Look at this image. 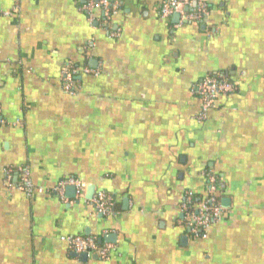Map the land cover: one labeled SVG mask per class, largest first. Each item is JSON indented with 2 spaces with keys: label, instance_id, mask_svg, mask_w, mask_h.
<instances>
[{
  "label": "crops",
  "instance_id": "0c3cea01",
  "mask_svg": "<svg viewBox=\"0 0 264 264\" xmlns=\"http://www.w3.org/2000/svg\"><path fill=\"white\" fill-rule=\"evenodd\" d=\"M110 1L114 17H89L87 0H0V264H264V0H207L180 28L165 0ZM206 76L236 90L197 122ZM208 171L223 217L194 237L180 204L204 197ZM69 177L83 198L56 193ZM75 236L113 245L110 260L80 258L61 240Z\"/></svg>",
  "mask_w": 264,
  "mask_h": 264
},
{
  "label": "built area",
  "instance_id": "2783aa9c",
  "mask_svg": "<svg viewBox=\"0 0 264 264\" xmlns=\"http://www.w3.org/2000/svg\"><path fill=\"white\" fill-rule=\"evenodd\" d=\"M94 10H101L106 17H114L119 10V6L117 2L110 0H87L84 11L87 12L89 17H92ZM208 14L207 0H165L160 6L162 18L178 15L176 28H180L186 23H200ZM119 33V30L111 32V37H117ZM82 72L84 74H96L94 71L85 68ZM61 74L64 91L70 95H75L74 83L76 76L79 74V69L70 63L63 67ZM194 88L200 100V112L196 120L202 122L206 118L207 112L215 108L219 97L233 93L236 90V84L220 77L206 76ZM3 123L4 121L0 118V126ZM18 172L22 175L20 189L25 192L27 197H31L36 189L28 178V171L19 168ZM204 177L206 182L204 197L195 200L192 193L185 192L183 202L180 204L184 223L188 226L191 234L194 237L203 238L207 229L220 222L223 217V207L217 198V178L212 171L206 172ZM67 187L75 189L76 198H83L85 184L80 179L69 177L60 180L56 187V193L60 198H63ZM38 191L41 192L39 188ZM91 204L97 213L107 216L113 203L112 198L107 193L98 191L93 195ZM61 240L75 254H94L103 261H109L112 251L115 249L110 244L99 245L94 237H63Z\"/></svg>",
  "mask_w": 264,
  "mask_h": 264
},
{
  "label": "water",
  "instance_id": "95a60500",
  "mask_svg": "<svg viewBox=\"0 0 264 264\" xmlns=\"http://www.w3.org/2000/svg\"><path fill=\"white\" fill-rule=\"evenodd\" d=\"M86 256H87V254L84 253V254H81V255H80V258L83 259V258H85Z\"/></svg>",
  "mask_w": 264,
  "mask_h": 264
}]
</instances>
